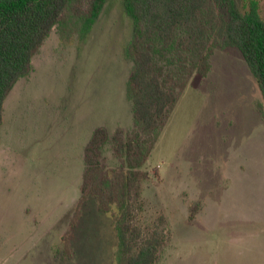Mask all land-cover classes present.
I'll list each match as a JSON object with an SVG mask.
<instances>
[{"label": "rangeland", "instance_id": "1", "mask_svg": "<svg viewBox=\"0 0 264 264\" xmlns=\"http://www.w3.org/2000/svg\"><path fill=\"white\" fill-rule=\"evenodd\" d=\"M246 10L257 1L238 0ZM226 15V8L221 7ZM134 24L124 0H106L89 33L65 42L54 27L4 103L0 126V264H116L110 213L82 195L85 148L105 127L106 168L121 165L112 137L136 129L127 82ZM143 224L164 215L156 264H264V98L241 51L215 45L194 73L143 166ZM69 251V252H68Z\"/></svg>", "mask_w": 264, "mask_h": 264}, {"label": "trees", "instance_id": "2", "mask_svg": "<svg viewBox=\"0 0 264 264\" xmlns=\"http://www.w3.org/2000/svg\"><path fill=\"white\" fill-rule=\"evenodd\" d=\"M105 2L0 0V126L7 96L32 72L33 57L53 28L58 26L66 43L75 34L85 37ZM124 6L134 24L127 46L133 61L127 93L136 129L114 133L111 140L121 159L115 168L102 162L107 129L94 131L85 148L82 195L63 241L68 250L82 206L94 198L100 211L112 215L118 235L116 264H156L169 229L164 215L151 224L138 218L143 184L149 179L143 166L193 74L210 71L215 45L241 51L264 98V18L257 1L246 10L238 0H124Z\"/></svg>", "mask_w": 264, "mask_h": 264}]
</instances>
